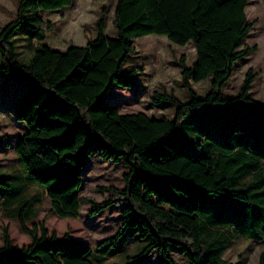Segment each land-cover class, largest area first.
I'll return each instance as SVG.
<instances>
[{
	"label": "trees",
	"instance_id": "obj_1",
	"mask_svg": "<svg viewBox=\"0 0 264 264\" xmlns=\"http://www.w3.org/2000/svg\"><path fill=\"white\" fill-rule=\"evenodd\" d=\"M248 1L117 0V37L106 35L102 17L96 38L60 51L44 42L53 24L40 13L73 0H20L17 17L0 29V72L29 86L16 100L17 119L26 124L14 144L17 158L57 217L75 219L89 202L92 217L122 206L124 219L96 247L51 233L44 222L29 227L39 216L41 193L25 196L2 182L19 177L3 174L0 209H9L31 240L13 246L4 228L0 264H101L108 247L131 229L148 242L124 264H139L156 252L160 264H177L173 245L187 254L188 264H233L224 255L236 241L264 240V104L249 96L253 73L239 95L222 97L235 62L257 49L245 43L256 24L247 18ZM22 26L31 28L30 42L40 41L28 63L18 59L13 42ZM149 34L182 46L192 42L196 49L192 66L185 56L180 60L190 100L157 95L158 103L176 104L173 118L121 113L105 103L115 84L132 87L139 70L125 71L123 65L136 52L133 38ZM209 76L211 88L200 97L192 83ZM93 152L129 168L125 188L109 187L103 202L79 195L81 170Z\"/></svg>",
	"mask_w": 264,
	"mask_h": 264
},
{
	"label": "rangeland",
	"instance_id": "obj_2",
	"mask_svg": "<svg viewBox=\"0 0 264 264\" xmlns=\"http://www.w3.org/2000/svg\"><path fill=\"white\" fill-rule=\"evenodd\" d=\"M19 3L20 0H0V29L17 17ZM116 4L117 0H73L71 5L60 9L42 11L40 13L42 18L53 24L46 30L44 42L60 51L67 50L71 45L84 46L88 40L98 36V23L102 17L106 21V35L117 37ZM247 14L249 19L256 20L257 24L245 39V43L250 47L256 45L257 49L235 62L234 71L223 86L222 97L231 98L239 95L247 74L251 71L255 80L249 96L264 104L263 0H250ZM30 31L31 28L22 26L13 37L18 59L23 63L31 60L35 47L40 44L38 39L30 42L28 39ZM133 44L136 52L130 54L123 65L125 71L139 70L133 76L132 87L123 88L115 84L105 103L115 104L121 113L142 112L149 117L173 118L176 104L170 101L158 103L157 95L168 93L174 94L184 102L190 100L189 90L182 81L183 67L180 60L185 56L187 65H193L197 58L194 44L189 42L183 46L178 45L168 40L166 36L158 34L133 38ZM7 81L8 74L0 72V176L10 174L19 178L2 181L0 177V181L15 184L28 197L41 193V202L37 205L39 216L27 222L29 227L34 222H44L51 233L55 232L58 236L68 234L96 247L103 239L116 234L123 223V207L111 206L92 217L91 204L85 202L81 205L80 215L75 219L59 218L51 213L50 199L37 182L28 178L14 150L16 140L26 130V124L17 119L16 100L24 96L29 86L16 78ZM192 87L200 97H205L211 88V76L192 83ZM128 171L129 168L122 161L102 159L97 152H93L88 156L86 165L81 170L83 184L79 192L80 197L92 198L98 202L105 201L111 194L109 187L125 188L124 176ZM0 187L4 185L0 184ZM4 228H8L13 246L21 247L31 240L21 230L19 221L11 217L9 209H0V247L4 242ZM147 242L139 239L138 232L131 229L116 246L108 247L101 264H124L127 255L138 252ZM262 252H264V240L243 239L236 241L224 256L233 264H259ZM170 254L177 264H188L187 254L178 246H171ZM21 264L36 263L24 261ZM139 264H160L158 253H154Z\"/></svg>",
	"mask_w": 264,
	"mask_h": 264
},
{
	"label": "crops",
	"instance_id": "obj_3",
	"mask_svg": "<svg viewBox=\"0 0 264 264\" xmlns=\"http://www.w3.org/2000/svg\"><path fill=\"white\" fill-rule=\"evenodd\" d=\"M249 2H250V0L248 1V4H249ZM263 2H264V0H263ZM248 4H247V6H246V14H247ZM247 18H248L249 21H256V20H250L249 17H248V14H247ZM256 24H257V21H256ZM256 24H255V25H256ZM255 25H254V26H255Z\"/></svg>",
	"mask_w": 264,
	"mask_h": 264
}]
</instances>
